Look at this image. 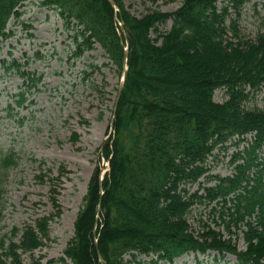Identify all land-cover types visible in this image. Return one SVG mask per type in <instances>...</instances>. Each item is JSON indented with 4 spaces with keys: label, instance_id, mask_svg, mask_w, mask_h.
<instances>
[{
    "label": "trees",
    "instance_id": "16d2710c",
    "mask_svg": "<svg viewBox=\"0 0 264 264\" xmlns=\"http://www.w3.org/2000/svg\"><path fill=\"white\" fill-rule=\"evenodd\" d=\"M30 1L0 0V42L13 36L10 21L18 20L20 7ZM36 1L64 20L75 58L97 46L121 75L128 43L113 134L103 150L108 171L102 181L98 170L90 179L73 236L58 262L173 264L192 253L201 264L199 256L212 252L216 262L231 255L235 264H264V160L259 156L264 111L245 108L264 94V34L244 40L238 30L250 0L226 5L223 0H181L173 13L152 11L140 18L123 0H112L116 9L106 0ZM168 21L169 31L160 33ZM9 56L4 71L18 73L26 90H34L41 76L22 70ZM217 91L222 103L214 101ZM24 103L22 92L13 98L16 107ZM246 135L253 138L234 154L232 164L241 163L233 174L210 178L214 186L199 185L191 193L214 152L233 141L238 148ZM12 157L2 164H12ZM54 195V215L13 229L7 245L1 241L0 264H22L24 255L45 245L50 222L60 216ZM195 205L210 207L220 222L192 232L187 217ZM239 239L245 247L241 252Z\"/></svg>",
    "mask_w": 264,
    "mask_h": 264
},
{
    "label": "rangeland",
    "instance_id": "374dc122",
    "mask_svg": "<svg viewBox=\"0 0 264 264\" xmlns=\"http://www.w3.org/2000/svg\"><path fill=\"white\" fill-rule=\"evenodd\" d=\"M223 1L226 5L228 0ZM123 2L136 18L152 11L170 14L181 6V0ZM19 14L18 20H11L8 26L13 36L0 42V244H8L13 229L35 226L36 221L54 215L50 196L55 192L60 216L50 222L45 245L32 256L24 255L22 264H61L58 261L73 236L90 179L97 170L100 179L108 171L103 150L110 140V120L121 75L97 46L75 58L72 32L66 30L57 12L41 8L32 0L20 7ZM170 26L168 21L158 30L165 33ZM238 30L244 40L264 34V0H250L244 5ZM10 54L22 70L41 76L34 90H26L18 73L4 71L3 62H10ZM21 92L25 95L23 106L13 105L7 110ZM222 97L217 91L214 101L219 103ZM262 97L259 94L251 99L245 108L264 111ZM225 147L226 151L221 148L208 161V172L200 180L202 186H213L215 181L210 178L233 173L231 159L237 149L233 143ZM9 155H13V163L4 166L3 159ZM191 210L187 222L194 233L204 224L215 227L214 222H220L210 207L197 205ZM238 236L241 238V233ZM236 246L240 252L245 249L241 239ZM215 258L209 254L198 259L201 264L236 262L231 255L219 262ZM174 264H196L195 257L186 255Z\"/></svg>",
    "mask_w": 264,
    "mask_h": 264
},
{
    "label": "water",
    "instance_id": "95a60500",
    "mask_svg": "<svg viewBox=\"0 0 264 264\" xmlns=\"http://www.w3.org/2000/svg\"><path fill=\"white\" fill-rule=\"evenodd\" d=\"M107 2L110 3V5L116 9L115 7V4L112 0H106ZM121 27V30L123 31V27L120 25ZM127 49H128V43L126 41V49H125V53H124V60H123V72H122V80L119 84V87H118V91H117V95H116V99H115V102H114V107H113V112H112V118L110 120V134L113 132V119H114V116H115V112H116V107H117V104H118V101H119V98H120V95L122 93V90H123V86H124V81H125V77H126V72H127V67H126V62H127ZM100 208H98V212H99Z\"/></svg>",
    "mask_w": 264,
    "mask_h": 264
}]
</instances>
